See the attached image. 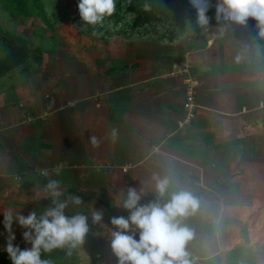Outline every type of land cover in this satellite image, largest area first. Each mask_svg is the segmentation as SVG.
Segmentation results:
<instances>
[{"label":"crops","instance_id":"obj_1","mask_svg":"<svg viewBox=\"0 0 264 264\" xmlns=\"http://www.w3.org/2000/svg\"><path fill=\"white\" fill-rule=\"evenodd\" d=\"M217 2L207 26L188 0H172L180 23L115 24L112 36L73 38L0 78V264H12L4 212L50 205L40 169L62 182V198H82L66 215L103 213L71 256L42 254L53 264H117L110 220L129 215L119 207L127 189L147 204L152 176L169 170L200 200L185 221L194 264H264V37L252 19L223 28ZM174 67L196 84L194 118L182 128L184 75ZM24 231L14 219L21 250L31 247Z\"/></svg>","mask_w":264,"mask_h":264},{"label":"clouds","instance_id":"obj_2","mask_svg":"<svg viewBox=\"0 0 264 264\" xmlns=\"http://www.w3.org/2000/svg\"><path fill=\"white\" fill-rule=\"evenodd\" d=\"M188 2L196 11L198 23L201 26L209 25L206 13L212 6L210 0ZM143 10L151 11V5L145 3ZM78 11L82 30L87 31L91 27L92 35L100 36L103 33L96 30L97 26L115 14L116 0H79ZM215 19L218 24L223 23V28L245 26L252 19L259 28V36L264 37V0H218ZM112 135L115 137V131ZM90 142L93 146H99L95 136L90 137ZM60 170V167L56 168L57 175ZM39 175L48 178L43 191L50 205L39 213L31 211L26 217L12 209H7L3 214L4 227L9 233L5 251L12 264H53L50 259L42 258V254H50L58 249L71 256L85 242L90 231L89 219L93 224L102 221L103 213L100 211L92 210L90 216L79 211L71 216L66 215V210L83 204L82 198L73 195L62 198V182L52 178L48 169H40ZM152 181L155 189L153 201L141 204V193L129 187L119 205L129 215L112 217L110 220L113 226L110 248L117 264H194L188 246L195 233L185 221L200 210V200L176 183L171 170L164 175L154 174ZM14 219L26 229L23 239L31 245L30 248L21 250L13 245Z\"/></svg>","mask_w":264,"mask_h":264},{"label":"rangeland","instance_id":"obj_3","mask_svg":"<svg viewBox=\"0 0 264 264\" xmlns=\"http://www.w3.org/2000/svg\"><path fill=\"white\" fill-rule=\"evenodd\" d=\"M25 4L29 0H24ZM79 0H38L37 8L44 11L49 27H45L39 17H31L27 22L23 23V31L20 34L28 39L29 51L36 47L44 50H55L56 47L64 48L69 44V40L73 41L76 38L80 41L81 36H87L95 39H104L112 36L116 29H114L115 20L120 21V29H125L129 25L128 21L133 18L126 13V4L124 0H116V12L110 17L106 18L102 25L97 26V31L102 32L103 35L93 36L91 27L87 31L82 30V22L78 11ZM28 5L27 7H29ZM37 9H34L36 11ZM131 19V20H130ZM0 25L8 30L15 31L17 26H20L17 21H13L8 12L0 8ZM16 32V31H15ZM1 39V34H0ZM44 53V52H43ZM4 51L0 45V59L4 56ZM61 264V263H60ZM73 264V263H72Z\"/></svg>","mask_w":264,"mask_h":264},{"label":"trees","instance_id":"obj_4","mask_svg":"<svg viewBox=\"0 0 264 264\" xmlns=\"http://www.w3.org/2000/svg\"><path fill=\"white\" fill-rule=\"evenodd\" d=\"M38 0H29L25 4L24 0H0V8L8 12L13 21H17L15 31H8L0 25V45L4 51V56L0 59V78L11 73L16 68L21 67V71L26 69V64L41 61L43 52L47 50L36 47L29 51L27 37L22 36L19 32L23 31L26 20L35 15L39 17L43 25L49 27L45 13L42 9L37 8ZM126 4V13L132 15L133 28H139L146 24L158 22L180 23L177 15L178 10L173 5L172 0H124ZM148 3L151 5V11H144L143 5ZM30 5L29 7H27ZM34 9H37L34 11ZM116 25L120 24L119 20H115ZM115 26V25H114Z\"/></svg>","mask_w":264,"mask_h":264},{"label":"built area","instance_id":"obj_5","mask_svg":"<svg viewBox=\"0 0 264 264\" xmlns=\"http://www.w3.org/2000/svg\"><path fill=\"white\" fill-rule=\"evenodd\" d=\"M174 73L184 75L183 84H184V101H183V112L184 117L181 121L178 122V127L182 128L185 125H188L191 120L194 118L195 110H196V92H195V81L190 76L189 72L186 68H178L174 67ZM122 172L127 171V167H123ZM111 171V169H110Z\"/></svg>","mask_w":264,"mask_h":264}]
</instances>
